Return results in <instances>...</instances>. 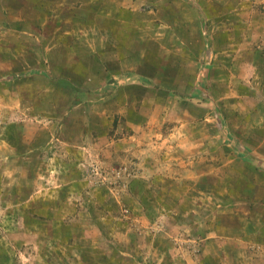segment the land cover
I'll return each instance as SVG.
<instances>
[{
  "label": "rangeland",
  "instance_id": "rangeland-1",
  "mask_svg": "<svg viewBox=\"0 0 264 264\" xmlns=\"http://www.w3.org/2000/svg\"><path fill=\"white\" fill-rule=\"evenodd\" d=\"M86 6L73 89L59 24ZM1 25L41 36L56 89L0 88V264H264V0H0Z\"/></svg>",
  "mask_w": 264,
  "mask_h": 264
},
{
  "label": "crops",
  "instance_id": "crops-1",
  "mask_svg": "<svg viewBox=\"0 0 264 264\" xmlns=\"http://www.w3.org/2000/svg\"><path fill=\"white\" fill-rule=\"evenodd\" d=\"M87 7L88 6H86L84 8L78 7L76 9L77 11H75V13H73V11L70 10L69 7H67L66 10H69V11L64 10L65 11L64 12V15H65L64 21L60 22V24H59V26H60L59 28H60L62 35L59 34V36H58L57 45L60 48L58 53L59 54L64 53L65 55L69 54L73 58L69 59V63L71 62V64H70L71 70L69 71L68 69H66L64 72V73H67L68 78L62 79V77H63V75H62L61 78L56 81V83L58 81H60L59 83H63V81H64L65 84H68V79H69V86L73 89H75V87L78 88L75 81H76V77H77V74H78L80 68H79V66L77 67V65H78V63H80V61L82 62V60H80V58L77 56H79V54H80V48H81L82 42L87 43V47L89 50V53L85 57V62H86V65L88 67H90L92 64L94 65V61L98 59V54H99L95 50L96 49L95 38H96V33L99 32V29L95 28L94 19H92L89 16V11H88ZM71 14H73V15L71 16ZM84 22H86V23H84ZM79 24L80 25L84 24V26H87L88 28L90 27L92 29V31H91L92 33H89L85 36L82 33L81 29L78 28ZM21 25H22V23L18 22V24H17V26H19L18 32H21V34L22 33L26 34L23 31V29L21 28ZM152 25L153 24H151V26ZM132 28H136V27L133 26ZM5 29L14 30L15 28H11V26H6V25L0 26V31L8 34L5 31ZM108 30H110V29H108ZM4 33H2V38H0V88H1V90H2V88H4L3 90L6 91L7 93H10L9 88H12L11 94L16 98V100L12 99V102L16 101V103L14 105L20 104L19 103V99H20L19 90H21L20 87L22 88V87L27 86L28 89L30 90V95L28 96V102H29V100L32 101L33 99H35L33 93H31V92H33L34 89H37V90H35V92H37L36 97L38 94L41 95V92L44 93L43 87H46V90H52L54 88L56 89V86L51 87L49 84L43 85V86L38 85V83L42 84L41 83L43 81L42 78L50 80L48 73H50L49 67L51 68V65H49V66H47V64L45 65V63H46L45 57L44 56L42 57V61L41 60L37 61V62H39V66L34 65L32 63V61L29 60L30 57L36 58V56H37L36 54L39 52L40 49L46 48V46H44L43 43H41V44L39 43L41 36H39V37L36 36L35 39H31L30 40L31 42L29 41L28 38H25V37L21 38V40L19 39L16 42V41H14V38L7 36ZM8 35H10V34H8ZM117 35H118V32L116 31L113 36L117 38L118 37ZM33 36L31 34V36H28V37L33 38ZM128 38H129L128 41H130L131 36ZM65 40L68 41L67 43L69 44V47L67 44L64 45ZM102 40H103V38H102ZM117 40L118 39H114V41H116L117 44H115V45L112 44L113 46L111 44H109L111 47L109 45L105 46L104 44H101V49H103V51H104V49H108L109 51H111V54L115 58L114 61L124 60V56H122L120 54V52H119V54L117 53V50L121 51V48L124 47L123 42L121 41V43H120L119 42L120 40H118V41ZM123 41H125V40H123ZM37 43H39L40 46H36ZM125 46H128V45L126 44ZM64 51H66V52H64ZM109 54H108V57H109ZM73 55H76V56H73ZM103 55H104V53H103ZM99 57H100V54H99ZM90 58H91V60H90ZM84 65H85V63H84ZM209 65H210L209 63L208 64L207 63L206 64H200L199 72L202 75H205L206 73H208ZM3 74H6V75L4 77H2ZM198 76H200V75H198ZM117 79H119V80H117ZM129 79H130L129 77H118V78L116 77L115 81H118V84H120V83L124 84V83H126V81H129ZM73 80H75V81H73ZM34 82L36 84H34ZM116 83L117 82H115V84ZM55 85H59V84H55ZM203 85H204L203 80H198V82H195L193 84H192V82H190L185 87H180L181 89L185 90L182 95L187 98L186 100H181V102L183 101V103L190 105L189 99L191 97H192V99L197 98L199 96V94H201V91L203 89H205V85H204V87H203ZM39 89L41 91H38ZM193 90H195V91L193 92ZM26 96L27 95L24 93V95L21 98L26 100V98H25ZM233 97H234V95H233ZM192 103H194L193 100H192ZM23 104L27 105L26 103H23ZM199 107H202V105H199ZM216 117H217V115H216ZM195 119L197 121L196 116L192 112L188 111L186 113V116L183 118L182 124L181 125L175 124L171 128L170 137L171 136L176 137L177 141H182L181 138L184 139V138H187V136L192 138L193 137L192 135H194V134H192V131H193V125L195 124ZM205 121L208 122V119H205ZM199 123H201V122H199ZM199 123H197V124H199ZM216 127H218V125ZM203 130H205L204 137L202 138L204 143H202V146L199 149V152L202 154L203 153L206 154L208 152L207 151L208 149H206V148L209 146L208 142L206 143V141L210 138H217V135H211L212 133L207 132L205 126H204ZM214 134H216V133H214ZM251 167L254 168L252 165H251Z\"/></svg>",
  "mask_w": 264,
  "mask_h": 264
}]
</instances>
